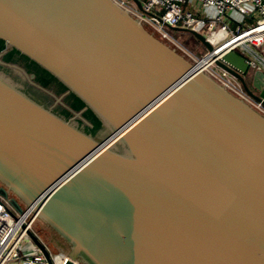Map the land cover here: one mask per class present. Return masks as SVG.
I'll return each instance as SVG.
<instances>
[{
  "label": "water",
  "instance_id": "95a60500",
  "mask_svg": "<svg viewBox=\"0 0 264 264\" xmlns=\"http://www.w3.org/2000/svg\"><path fill=\"white\" fill-rule=\"evenodd\" d=\"M0 39L2 65L18 50L103 125L86 133L83 111L66 121L60 99L47 108L26 94L30 80L51 93L22 65L16 80L0 69V196L70 247L65 264H264L261 114L116 0H0ZM216 65L264 102L243 56Z\"/></svg>",
  "mask_w": 264,
  "mask_h": 264
},
{
  "label": "built area",
  "instance_id": "2783aa9c",
  "mask_svg": "<svg viewBox=\"0 0 264 264\" xmlns=\"http://www.w3.org/2000/svg\"><path fill=\"white\" fill-rule=\"evenodd\" d=\"M138 1L141 9L134 2L132 9L121 5L163 41L182 51L199 71L206 72L264 117V102L251 97L233 76L216 65L233 51L246 59L251 70L264 72V0ZM178 28L191 35L197 32L205 36L213 52L206 50L202 58H195L183 50L179 40L168 32ZM37 219L30 207L19 214L0 196V264H51L30 238ZM62 257L58 264H65L68 258ZM51 259L55 264L52 256Z\"/></svg>",
  "mask_w": 264,
  "mask_h": 264
},
{
  "label": "trees",
  "instance_id": "16d2710c",
  "mask_svg": "<svg viewBox=\"0 0 264 264\" xmlns=\"http://www.w3.org/2000/svg\"><path fill=\"white\" fill-rule=\"evenodd\" d=\"M156 36L160 38L157 34ZM5 49V42L0 39V54ZM2 60L4 63L7 64L22 65L29 75H35V83L39 84L44 89L50 91L56 97H62L68 92V88L61 81H59L56 77H54L48 71L43 69L36 62L32 61L16 49L10 50L5 53L3 55ZM0 69L10 74V70L7 67L0 65ZM24 91L32 100L44 105L47 108H50L55 101V98L53 96L48 93H45L42 90H36L33 86H29V88L27 87ZM64 103L67 108L58 106V108L54 109L53 111L66 121L74 116L72 111L82 112L87 107L83 100L72 92L65 96ZM82 117L90 124L86 125L82 120L79 121L80 127H83L86 133L91 134L93 136H97L103 130L102 122L90 108H87L85 111H83ZM53 234L63 246L64 242L61 241L54 232ZM65 245L67 246L66 251H69L70 247L67 244Z\"/></svg>",
  "mask_w": 264,
  "mask_h": 264
},
{
  "label": "rangeland",
  "instance_id": "374dc122",
  "mask_svg": "<svg viewBox=\"0 0 264 264\" xmlns=\"http://www.w3.org/2000/svg\"><path fill=\"white\" fill-rule=\"evenodd\" d=\"M118 3H124L125 5H127L128 8H133L134 7V4H133V1L131 0H116ZM149 29V28H148ZM150 30V29H149ZM178 29H175V30H168V32L174 36L177 40H179L178 44L180 45V47L187 51V52H190L192 53V55L195 57V58H202L203 57V54L204 52L206 51V48L199 42L197 41V43L200 45V50H197V51H189L183 44L182 40L179 38V34L181 35H186L184 33H188V32H185V31H178ZM151 31V30H150ZM153 33V31H151ZM181 32V33H180ZM205 35H207V32H203ZM156 35V34H155ZM173 47V46H172ZM22 206L24 208H26V206L24 204H22ZM34 232L36 235L39 236V238L41 239V241L46 244L48 247H52L54 249H57L56 251H61V248L62 246H59V241L58 239L56 238V236L53 234V232L46 227L45 223L43 221H41L39 218L37 219V221L35 222V225H34ZM63 247H64V244H63Z\"/></svg>",
  "mask_w": 264,
  "mask_h": 264
},
{
  "label": "crops",
  "instance_id": "0c3cea01",
  "mask_svg": "<svg viewBox=\"0 0 264 264\" xmlns=\"http://www.w3.org/2000/svg\"><path fill=\"white\" fill-rule=\"evenodd\" d=\"M184 34H186V35L179 34L180 35L179 38L182 40L184 46L191 52L200 50V47H199L200 45L197 43V41L195 40L193 35H191L189 33H184ZM252 74H254L257 78H259V80L264 84V72L262 70H259V69L252 70ZM253 92L257 96H259L261 94L259 91L255 90V89H253ZM46 247L49 249L55 264L60 263V261L63 258L62 256L67 255L69 252V251H66L67 246L65 244H64V250L62 253L59 251H56L57 249H54L52 247H48L47 245H46Z\"/></svg>",
  "mask_w": 264,
  "mask_h": 264
},
{
  "label": "flooded vegetation",
  "instance_id": "af4514ba",
  "mask_svg": "<svg viewBox=\"0 0 264 264\" xmlns=\"http://www.w3.org/2000/svg\"><path fill=\"white\" fill-rule=\"evenodd\" d=\"M0 65H2L1 63H0ZM12 65H14V66H12V67H10V66H4V65H2V66H4V67H7L10 71H12V69H13V67H15L17 64H12ZM17 67V66H16ZM14 80H16L15 79V77L11 74V72H10V74H9ZM26 75H28L27 73H26ZM30 76V75H29ZM33 81H31L30 80V83H29V86H33L36 90H41V89H39V88H37L33 83H32ZM23 89V88H22ZM43 91V90H42ZM45 92V91H44ZM50 92V91H49ZM45 93H47V92H45ZM51 93V92H50ZM49 94V93H48ZM52 94V95H51ZM50 95L51 96H53L55 99H57V101H58V99H60V101H58L57 103H56V106L53 108V109H56V108H58V106H61V107H65V108H67V106L65 105V103H64V98H65V96L66 95H68V93H66V94H64L62 97H60V98H57L53 93H51ZM77 121L79 122L80 121V119H77ZM87 125V124H86ZM0 186H1V184H0ZM10 196L11 197H13V195L10 193Z\"/></svg>",
  "mask_w": 264,
  "mask_h": 264
}]
</instances>
